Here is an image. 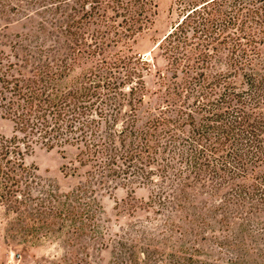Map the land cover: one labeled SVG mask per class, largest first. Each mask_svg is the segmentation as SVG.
I'll return each mask as SVG.
<instances>
[{
    "label": "trees",
    "instance_id": "1",
    "mask_svg": "<svg viewBox=\"0 0 264 264\" xmlns=\"http://www.w3.org/2000/svg\"><path fill=\"white\" fill-rule=\"evenodd\" d=\"M0 1L2 14L14 6L31 22L38 3L45 17L0 49V116L13 124L0 138V208L91 218L88 205L63 209L153 185L148 206L164 232L186 211L213 212L234 240L221 248L264 251L251 240L264 241V0H179L184 17L159 44L165 66L153 93L152 64L134 46L154 24V0ZM36 148L74 149L86 169L71 196L45 199L50 208L34 204L25 157ZM207 187L218 205L198 201Z\"/></svg>",
    "mask_w": 264,
    "mask_h": 264
},
{
    "label": "rangeland",
    "instance_id": "2",
    "mask_svg": "<svg viewBox=\"0 0 264 264\" xmlns=\"http://www.w3.org/2000/svg\"><path fill=\"white\" fill-rule=\"evenodd\" d=\"M154 1V24L134 46L135 54L152 64L145 77L150 93L158 89L157 71L165 66L159 44L184 17V5L179 0ZM12 8L2 7L5 13H0V49L45 18L40 14L44 8L38 3L29 9L33 13L31 22L25 20L20 8ZM146 100L150 107L156 102L154 96ZM148 108L145 105L139 112V125L149 119ZM12 134V122L0 116V138H10ZM75 158L76 151L71 148H36L25 157V165L37 176L34 204L40 205L46 198L50 201V195L71 196L85 183L86 169ZM204 189L198 201L218 205L221 198H210L212 188ZM155 190L153 185L118 186L87 201L61 207L64 213L66 209L80 212L88 205L91 218H70L66 214L24 217L0 208V264H264L263 250L253 252L218 245L234 240L227 225H219L218 215L213 212L207 214L209 217L202 215V220L186 211L175 219L180 228L164 232L165 218L148 206ZM43 206L51 207L46 200ZM261 239L258 235L251 238L264 244ZM236 257L244 261H237Z\"/></svg>",
    "mask_w": 264,
    "mask_h": 264
}]
</instances>
